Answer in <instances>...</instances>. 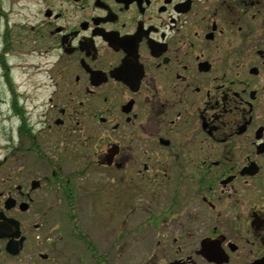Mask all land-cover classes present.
<instances>
[{
    "label": "flooded vegetation",
    "instance_id": "flooded-vegetation-1",
    "mask_svg": "<svg viewBox=\"0 0 264 264\" xmlns=\"http://www.w3.org/2000/svg\"><path fill=\"white\" fill-rule=\"evenodd\" d=\"M29 1L24 41L55 52L56 72L31 108L11 81L0 88V264L53 259L31 238L36 196L70 179L36 176L37 160L170 190L158 264H264V0ZM20 30L2 23V70ZM53 125L58 161L43 151Z\"/></svg>",
    "mask_w": 264,
    "mask_h": 264
},
{
    "label": "rangeland",
    "instance_id": "rangeland-1",
    "mask_svg": "<svg viewBox=\"0 0 264 264\" xmlns=\"http://www.w3.org/2000/svg\"><path fill=\"white\" fill-rule=\"evenodd\" d=\"M35 8L29 0H0V33L2 23L18 22L21 29L19 57L9 58L12 62L10 71H6V66L4 70L0 67V88L5 90L7 82L11 81L15 89L26 93L29 99L26 104L30 108L43 103L54 89L56 72L55 52L44 56L39 47L33 48L29 45L32 42L24 41L28 38L24 33L28 29V14ZM4 73L7 75L2 76ZM3 114L5 110L0 106V120L3 119L6 125ZM49 133L53 136L57 133L59 137L47 135L45 140L48 142L43 151L52 161L54 158L58 161L55 154L59 150L54 143L63 140V128L53 125ZM70 136L66 140L73 142ZM78 149L88 157L94 151L91 145H82ZM44 165L42 160H37L36 176L46 174L49 178L52 173L62 172L64 178L70 179L73 192L71 203L53 182L43 185L37 192L35 209L40 212L35 216L38 226L33 229L31 238L34 245L36 241H43L35 247L54 252L51 264H158L156 241L160 239L164 225L158 212L172 198L170 190L159 193L153 191L155 187L129 184L121 171L95 163L84 166L82 162L68 160L63 166Z\"/></svg>",
    "mask_w": 264,
    "mask_h": 264
},
{
    "label": "trees",
    "instance_id": "trees-1",
    "mask_svg": "<svg viewBox=\"0 0 264 264\" xmlns=\"http://www.w3.org/2000/svg\"><path fill=\"white\" fill-rule=\"evenodd\" d=\"M65 186L64 189H63V193H64V196H65V200H67L69 203L72 202V187L69 186L68 184H64ZM91 247V246H90Z\"/></svg>",
    "mask_w": 264,
    "mask_h": 264
},
{
    "label": "water",
    "instance_id": "water-1",
    "mask_svg": "<svg viewBox=\"0 0 264 264\" xmlns=\"http://www.w3.org/2000/svg\"><path fill=\"white\" fill-rule=\"evenodd\" d=\"M5 235V234H4ZM11 244V243H10ZM15 250H17V249H15ZM16 252V251H15Z\"/></svg>",
    "mask_w": 264,
    "mask_h": 264
}]
</instances>
